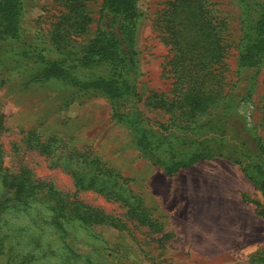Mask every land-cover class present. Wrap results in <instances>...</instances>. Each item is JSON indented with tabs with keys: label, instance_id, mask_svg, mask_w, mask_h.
Returning a JSON list of instances; mask_svg holds the SVG:
<instances>
[{
	"label": "trees",
	"instance_id": "obj_1",
	"mask_svg": "<svg viewBox=\"0 0 264 264\" xmlns=\"http://www.w3.org/2000/svg\"><path fill=\"white\" fill-rule=\"evenodd\" d=\"M59 1L63 8L56 10L47 45L43 42L40 48L30 42L17 53L39 64L36 79L61 82L69 102L92 96L111 100L115 117L130 129L136 146L168 175L199 160L224 158L240 166L264 199V146L224 91L225 39L208 0H169L158 18L173 51L166 69L173 95L157 101L176 110L169 123L151 120L138 106L139 0H102L94 35L79 47L75 38L87 31L92 19L82 0ZM235 1L241 31L237 65L257 74L264 64V0ZM24 2L0 0V42L11 47L9 54L22 42ZM2 127L0 113V132ZM242 130L251 136L244 139ZM26 144L67 161L75 193L35 178L25 166H5L0 145V264H48L47 258L56 256L54 264H103L70 249L67 237L97 225L119 231L129 230V225L146 226L161 232L142 198L127 187V179L99 158L70 149L56 137L41 139L34 131L27 132ZM80 191L117 202L124 212L116 215L87 204L76 197ZM257 213L264 218V210Z\"/></svg>",
	"mask_w": 264,
	"mask_h": 264
},
{
	"label": "rangeland",
	"instance_id": "obj_2",
	"mask_svg": "<svg viewBox=\"0 0 264 264\" xmlns=\"http://www.w3.org/2000/svg\"><path fill=\"white\" fill-rule=\"evenodd\" d=\"M82 1L92 21L87 31L75 38L76 47L94 35L102 3ZM167 1L139 0L141 17L136 31L138 106L146 117L159 123H169L177 114L174 108L157 104L159 98L173 95L171 75L166 72L173 51L158 20ZM208 3L221 21L225 39L224 91L264 146V64L257 74L237 65L241 33L237 2ZM61 5L59 0H25L20 19L22 42L11 54L7 52L11 47L0 42L4 165L16 170L25 166L35 178L62 192L75 193L67 161L43 155L26 144L29 131L41 139L56 137L68 148L88 152L125 177L127 187L142 198L161 225L159 233L146 226L129 225V230L119 231L97 225L71 233L68 247L103 264H264V218L257 213L264 210V199L239 165L215 157L168 175L136 146L130 129L115 117L116 105L111 100L92 96L69 102L61 82L36 79L39 64L18 57L19 50L30 42L40 48L43 42L47 45L48 30ZM245 132L241 131L247 139L251 135ZM76 197L107 213L124 212L117 202L92 191L77 192ZM47 259L48 264L58 261L57 256Z\"/></svg>",
	"mask_w": 264,
	"mask_h": 264
}]
</instances>
